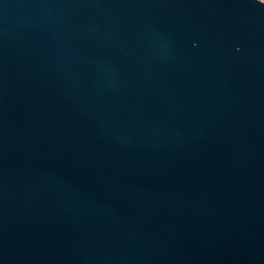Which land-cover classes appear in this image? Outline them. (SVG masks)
<instances>
[{
  "label": "water",
  "instance_id": "water-1",
  "mask_svg": "<svg viewBox=\"0 0 264 264\" xmlns=\"http://www.w3.org/2000/svg\"><path fill=\"white\" fill-rule=\"evenodd\" d=\"M0 264H264V0H0Z\"/></svg>",
  "mask_w": 264,
  "mask_h": 264
}]
</instances>
